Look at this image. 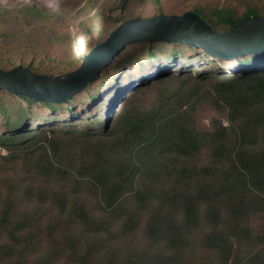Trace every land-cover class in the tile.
<instances>
[{
  "label": "trees",
  "instance_id": "trees-1",
  "mask_svg": "<svg viewBox=\"0 0 264 264\" xmlns=\"http://www.w3.org/2000/svg\"><path fill=\"white\" fill-rule=\"evenodd\" d=\"M237 1L248 6L242 16H237L232 6L198 5L189 12L196 13L218 32L232 29L246 17L264 16V11L260 13L251 6L253 1ZM107 11L108 6L104 8V22L108 20ZM101 32L96 29L97 34ZM131 46L138 49L132 51ZM119 58L123 63L115 64L111 76L103 78L100 72L84 86V91L76 92L64 103L35 102L0 89V147L12 156L36 148L32 151L36 157L30 159V165L33 176L41 184L25 186V195L34 200H59L60 214L68 226H91L94 232L104 226L103 221L95 223L84 203L74 200H87L91 195L101 200L112 216L120 213L116 217L122 216V233L133 230L139 219L122 207L125 200H135L134 205L140 208L156 203L145 222L149 238L166 240L170 248L179 249L185 243L186 231L203 220L209 229L201 235V246L228 264L233 258L230 237L237 236L238 231L244 232L240 224L243 218L264 212V52L223 60L177 42L142 41L126 45L110 63H116ZM225 61L235 66H220ZM173 77L189 80L187 88L176 94L175 109L166 103L172 94L164 93L156 100L159 104L154 102L149 114L119 121L117 108L124 94L154 87ZM80 97L88 100L77 108ZM203 97L225 112L227 125L215 120L210 129L200 130L182 117L188 115L185 109L192 111ZM45 108L68 115L64 118L45 114ZM110 117L113 128L98 135L94 128L102 127L103 120ZM82 120L92 132L76 128ZM64 143L71 157L63 163L67 155L62 156L60 147ZM154 147L169 157L160 162L163 168H158L157 173L170 178V183L160 191V196L150 198L145 190L135 187V181L143 165L137 156ZM204 153L209 161L197 164ZM252 191L256 193L253 199ZM4 200L16 199L8 194ZM173 209H179L183 215L180 224L173 219ZM222 210L235 221L232 228L219 227ZM8 212L9 208L3 209L1 228L9 224ZM29 225L28 219L12 225L7 231V241L0 247V259L15 254L19 257L31 245L28 236L35 233L28 231L26 237L23 234ZM95 252L88 250L85 258ZM178 258L177 251L170 257L164 254L158 257L157 264H169ZM43 261L44 255L34 264ZM128 262L129 259L124 264ZM104 263L114 264L110 260ZM231 264H264V257L261 252H255L244 262L233 259Z\"/></svg>",
  "mask_w": 264,
  "mask_h": 264
},
{
  "label": "rangeland",
  "instance_id": "rangeland-1",
  "mask_svg": "<svg viewBox=\"0 0 264 264\" xmlns=\"http://www.w3.org/2000/svg\"><path fill=\"white\" fill-rule=\"evenodd\" d=\"M121 1L0 0V34H3V36L0 35V70H10L21 66L22 68L30 67L31 69H28L30 72L39 75L66 74L78 68L83 57L126 20L145 19L160 14L181 15L192 11L198 5L205 8L232 6L236 9L237 16H242L248 7L237 0H159L157 2L155 0H127L124 4ZM251 1L254 3V5L251 3V6L257 8L260 13L264 11V0ZM106 6H108V20L104 22L103 14ZM96 29L102 30L101 35L96 33ZM133 46L130 50L134 48ZM137 49L138 47L135 46L132 51ZM120 58L114 61L116 63H110L100 69L96 75L101 72L103 78L106 75L111 76L115 64L123 63V61L120 62ZM70 62H74L72 66L69 65ZM220 66L230 68L235 64L225 61ZM188 83L187 78L173 77L154 87L130 92L128 96H126L127 93L124 94L121 105L117 108L120 114L119 121L128 116L137 118L149 114V109L164 93L172 94V99H167L166 103L172 104L175 109L178 100L176 94L186 89ZM83 89L84 87L80 89L81 91L79 90L80 93L84 91ZM87 100L86 97H80V102L75 107H83ZM157 104L159 102L156 101ZM191 110L185 109L188 115L182 117L191 120L197 129L208 130L215 120H220L227 125L225 112L214 107L207 97L199 100ZM43 112L64 118L68 115L46 108ZM110 118L108 121L103 120L102 127L94 128L98 135H103L113 128V117ZM78 122L80 123L76 124V128L92 132L91 127L84 125L87 124L86 121ZM40 144L43 145V143ZM33 149L29 150V153H32ZM60 149H62L63 157L67 155L61 161L64 163L71 157L67 143L62 144ZM29 153H16L12 156L6 149L0 147V219L3 217L4 208H9L8 218L10 219L7 226L0 227V247L7 241V231L23 219L30 221L27 230L23 232L24 237L30 234L28 231L35 233L28 236L31 238V245H28L19 257L16 254L11 258L3 256L0 264H34L43 255L45 261L42 264H105L104 261L109 260L114 264H124L128 259L127 264H157L158 257L164 254L170 257L176 251L180 258L169 264H224L214 253L204 249L200 244L202 233L209 229L203 220H199L196 227L186 231L185 243L179 249L170 248L166 240L149 238L145 232V222L148 213L157 206L156 203H149L147 207L140 208L134 205L135 200H125L121 204L122 207L134 212L139 219L133 230L122 233L123 231H120L122 216L116 217L120 213L112 216L103 207L101 200H96L89 195L87 200L74 201L83 202L95 223L98 220L103 221V227L106 228L101 227L98 232H94V227L91 226H68L64 221V216L60 214L59 200H34L25 195V186L30 183L41 184V181L33 176L30 165V159L35 158L36 154ZM127 155L130 156L131 153L128 152ZM168 158L161 153L159 147H154L137 156V161L143 165L141 175L139 173L136 177L135 187L145 190L147 197L157 198L161 195L160 191L169 185L170 178L157 173L160 171L158 168H163L160 167V162ZM208 161V155L204 153L197 159V164ZM8 194H13L16 200H4ZM254 194L256 193L252 191V199ZM172 216L179 224L183 219L179 209H173ZM221 216L222 223L219 227L232 228L235 221L228 216L225 210L221 211ZM112 223V227H109ZM240 224L244 232L238 231L237 236L230 237L233 258L228 264H231L233 259L244 262L251 253L255 252H261L264 257V212L249 214ZM48 229L51 230L48 232ZM94 249L96 252L85 258L88 250Z\"/></svg>",
  "mask_w": 264,
  "mask_h": 264
},
{
  "label": "water",
  "instance_id": "water-1",
  "mask_svg": "<svg viewBox=\"0 0 264 264\" xmlns=\"http://www.w3.org/2000/svg\"><path fill=\"white\" fill-rule=\"evenodd\" d=\"M142 41L177 42L201 49L218 59L264 52V16L252 15L230 30L214 31L194 12L132 18L119 24L108 37L83 57L74 71L44 76L16 66L0 70V89L35 102L64 103L107 66L126 45Z\"/></svg>",
  "mask_w": 264,
  "mask_h": 264
}]
</instances>
